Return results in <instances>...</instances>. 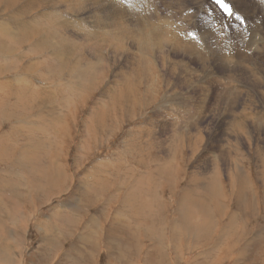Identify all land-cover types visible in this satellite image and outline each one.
I'll list each match as a JSON object with an SVG mask.
<instances>
[{
  "label": "rangeland",
  "instance_id": "1",
  "mask_svg": "<svg viewBox=\"0 0 264 264\" xmlns=\"http://www.w3.org/2000/svg\"><path fill=\"white\" fill-rule=\"evenodd\" d=\"M11 1L0 0V22H24L36 34L33 41H42L34 26L42 12L37 1ZM237 1L233 38L241 17L252 23L254 2L263 21L262 1ZM76 3L60 7L66 19L104 21L106 73L69 123L47 122L40 110L18 120L23 113L14 117L3 109L9 120L0 117V142L7 138L9 146L0 144V264H264V53L219 45L213 21L219 18L223 31L227 24L216 0H79L82 11ZM159 24L196 37L203 51L149 47L150 77L137 79L134 104L115 110L105 132L98 130L88 122L95 102L117 93L122 78L139 68L137 39L144 27ZM115 34L123 44L118 49L109 44ZM70 36L81 40L74 31ZM228 49L226 59L220 50ZM204 50L208 55L200 58ZM85 54V64L94 67L95 57ZM3 65L0 83L9 79L10 65ZM47 65L39 70L48 81L40 75L32 85L60 81ZM130 78L131 86L136 78ZM58 107L70 114L65 104ZM13 119H29L16 125L20 134Z\"/></svg>",
  "mask_w": 264,
  "mask_h": 264
},
{
  "label": "bare ground",
  "instance_id": "2",
  "mask_svg": "<svg viewBox=\"0 0 264 264\" xmlns=\"http://www.w3.org/2000/svg\"><path fill=\"white\" fill-rule=\"evenodd\" d=\"M9 1H11V0H9ZM35 1H37L36 6L42 9V12L39 14L40 16L38 17V15L36 14V11L33 12L34 8H31L32 14L35 13L37 15V17H35L37 19H36L34 26H35V30H38L37 36H39L42 41H35V40L33 41V39H35L34 36L36 34L34 33V31L33 32L30 31L29 34L32 36H29V34L27 33V30L24 29L25 27H23L24 22L21 23V22L13 21L9 24L0 22V48H1L0 49V55H2V56H0V63L4 64L5 66H7V64L10 65L9 69H7V71H9V74H8L9 79L0 83V87H1L0 96L2 95L3 91H4V95L6 96V98H4L3 100L0 101V108H2L0 110V117L2 119H5V118L8 119L9 118V117H6V115L4 113L3 109H5V108L9 109L12 116H14V117L17 113H23L24 114L23 116L22 115L18 116L19 117V118H17L18 120L24 118L25 116L30 115L31 113L29 112V110L32 112H34L35 110H40L42 112V118L44 120H46L47 122H50V120H52L53 123H56V124L69 123L70 119L73 120V119L77 118V115H79V113L81 112V108L85 107L87 105V102L90 101V99L94 93V90H95V84L97 82H100V83L103 82L101 78H100L101 79L100 81H98V80H99V77L103 76V73H106L104 71L105 66L103 68V64L106 60L105 54H103V52L105 53V51L103 49L105 47L107 48V46H106V37L107 36L104 34L105 32H103L104 30L102 29V27L105 24H104L103 19H101L98 16L96 17L94 15L93 16L89 15L90 17L82 18V20L77 19L75 21L74 20L70 21L69 19H66L65 18L66 15L63 14V12L60 10V7L61 6H67V8H69V6L72 5L73 3H76V1H77L76 4L80 7L81 4L78 3L79 0H35ZM259 1L263 2V7H264V0H259ZM2 2H3V0H2ZM2 2H0V3H2ZM224 2L226 4H228V6L230 8H232L234 15L229 17L226 12L224 13V22L226 20V24H227L226 26L224 24V31H223V28L221 29L220 19L215 17V19L213 21L214 27H213L211 32H213V35L218 33V31H219V34L221 33L220 39L218 41L219 45L223 46L224 48H228V47L231 48V42H233V46L235 48L250 47L252 49L254 48V49H257L258 51L264 53V11H263V21L261 22L260 20H258L256 18L257 16H255V13L260 11V9L258 8L259 7L258 3L254 2V4H253L254 9L251 13L252 23L248 20L247 17H245V16L241 17L239 24H238V27H237L238 33L233 38V37H231L232 32L229 30V27H230L229 24L231 21L234 22V19L240 17V15L238 13V11H239L238 1L236 0L237 3H233L231 0H224ZM46 4L48 6H49V4H52V9H49V7H47V9L45 7H43ZM3 5H4V3H3ZM22 5H24V4H22ZM12 6L13 5H11V7ZM26 6H25V8H26ZM56 6H57L58 10H56ZM1 7H2V5H1ZM79 7H77L78 10L82 11L83 9H81V7H83V6H81L80 8ZM7 8H9V7H7ZM14 8H16V7H14ZM18 8L20 9V7H18ZM3 9H5V7ZM74 9H76V8H74ZM17 12H18V10H17ZM95 15H97V14H95ZM247 16H250V12L247 14ZM33 18H34V16H33ZM72 18H74V17H72ZM5 19H7V18H5ZM74 19H76V18H74ZM87 19H89L90 22H92V23H89V21H87ZM12 20H13V18H12ZM14 20H16V19H14ZM7 21H8V19H7ZM68 28H69L70 32L74 31V33L76 35H78L79 39H81V40L79 41V40H77V38L72 39L70 36V32L67 31ZM42 29L49 30V32H50L49 35H47V33H45L44 30L41 31ZM63 30H64V32H63ZM99 31L101 33H99ZM111 31H112V29H111ZM106 32H108V31H106ZM112 32H111V34H112ZM116 32H117V30H116ZM50 35L52 37H50ZM140 36H141V38L139 40L137 39L138 46L140 47V48H138V50L141 49L139 52V55L141 58H140L139 62L137 61L139 68L135 69L133 71V73L130 71V75L128 78H125V77L122 78L123 81L121 82V85L118 87V89L116 90L114 88L115 91H117V93H112V92L109 93L108 92V94H107L108 96H105V94H104L102 96V99H99L98 101L95 102L94 109L93 110L90 109V110H92L91 111L92 114H91L90 118L88 117V122L96 124L98 130H102L105 132V128H102V127H104L103 124L105 121H107V123H108L112 113L115 112V110L123 109L125 107V105L127 106L128 103H130V101L133 102V104H134L133 98L135 97L134 96L135 92H137L139 83L141 82L139 80V83H137V79L141 78L142 74H148V76L150 77L151 71L149 69L152 66L149 68V63L151 65L152 62L147 57V55L149 54V50H148L149 47L153 48L154 46L159 45V47L162 48V46H165V44H168L171 46L172 45L173 46L178 45V47L182 48V50L190 52V53L193 52L192 51L193 48H194V50L197 49L199 53L203 51V47H202L201 43L199 42V40L195 36H193L195 38H191L192 36L183 35L180 32L174 33L173 31L168 29L167 25H163V24L162 25L159 24V25H155V26H149L148 25V26L144 27ZM224 36L226 37L227 40H229V42H230L229 45L226 43ZM118 37H119V35L115 34L114 40L109 43L110 46L112 45V48L114 47L115 49H118L123 45L118 40ZM152 38H153V40H152ZM179 38H182L185 41V43L178 40ZM155 39H157L156 42L154 41ZM31 44H33V45L28 46L29 48H26L27 49L26 52H24L23 50H22L23 51L22 53L18 52L19 48H21V47L23 48V47H26L27 45H31ZM120 44H121V46H120ZM24 45H26V46H24ZM4 47H6V49H4ZM136 47H137V45H136ZM175 47H177V46H175ZM48 48H50V49H48ZM160 48H158V49H160ZM87 51H89V53L92 55L91 57L94 56L96 59V64L94 67H91V65L87 66L85 64V61L87 60V56L85 57V55H86L85 53ZM20 52H21V50H20ZM220 53L224 54V57L226 59L231 58L232 52L229 51V49L227 50V52L224 50H220ZM207 55H208L207 51L204 50V52L201 53V55H199V56H200V58H202V57L206 58ZM36 56H38V57H36ZM210 56L211 55H209V57ZM214 56H217V51H214L212 53V57H214ZM149 58H150V56H149ZM4 59L10 60V61H8L6 64L3 61ZM2 64H0V65H2ZM43 64L45 65L44 67H46L47 64H48L47 66H50L51 70L49 72L51 73V75L53 73H54L53 75H55V74L57 75L58 79L60 80L58 82L55 79H53L54 76L52 77L54 82L57 83L56 85L52 84L51 82H48V85H46V84L38 85L37 84V87L31 84V81H30L31 78L32 79H38V78H40V75L43 76V78L45 79L46 82L48 81V78H46V76H47L46 73H41L39 70ZM143 64H146V65L143 66ZM225 67H226V65H225ZM42 68H43V66H42ZM18 70H20V71H18ZM228 70H229V68H228ZM45 71H46V69H45ZM66 71L68 72V74L66 73L67 75H65ZM18 72H20V74H18ZM100 74H102V75H100ZM66 76H68L70 78V80L67 79V80H69L68 83H66V82L63 83V79ZM132 76H135L136 83L132 84L130 86L131 81H133L132 78H130ZM43 78L41 77L42 80H43ZM0 79H2V78H0ZM152 79H153V77H152ZM84 80H89V81L83 82ZM79 82H81V83L78 84ZM58 84H60V85L62 84L63 87L59 86ZM97 85L99 86V84H97ZM14 86H15V88H14ZM111 89H113V88H111ZM111 91H113V90H111ZM67 96H70V98L68 100H66ZM37 97H39V100L37 99ZM107 97H108V100L106 99ZM12 98H14L13 101H15V103L11 102L12 105L10 103L9 104L5 103L8 100L10 101ZM57 99H60V100H57ZM119 100H123V101L118 102ZM64 104H65V106H68L69 109L67 107L66 108L68 110H70V114L67 116H66V114L59 113L60 111L57 110L58 106L64 105ZM60 108L61 107H58V109H60ZM127 110H128V108H127ZM74 116H75V118H74ZM32 117H34V116H32ZM38 118L43 120L40 117V115L38 116ZM26 121H29V119ZM26 121H23L21 123H25ZM15 122H17V123H15ZM19 122L20 121H15L14 119L12 120V124H14L13 127L16 130H17L16 125L21 124ZM260 122H263V121L260 120ZM50 123H52V122H50ZM84 123H85V121H84ZM105 126H106V124H105ZM14 132H16V131H14ZM17 133L20 134V132L18 130H17ZM10 142H12V141H10ZM13 143H14V139H13ZM0 144H1L2 149L7 150L8 146H9V140L6 138V140H3V142L1 141ZM38 144H40V142H37V145ZM43 146H45V145H43ZM174 146L175 145H173V148H175ZM10 148L13 149L15 147L10 146ZM19 148L22 151L21 146H19ZM169 148H171V147H169ZM173 148H171V150ZM27 150L28 149H26V151ZM35 152H36V149H35ZM23 154L24 153L22 152L21 155H23ZM30 157L33 159L34 155L30 154ZM37 157L39 158V156H37ZM44 157H46V154H44ZM173 157H175V156H173ZM25 162H27V161H25ZM39 164H38V166H40V168H41L43 166V163L40 165ZM30 166H31L30 168H33L32 165H30ZM218 179L220 180V178H218ZM70 207L74 208V206H70ZM68 209L70 210L69 206H68Z\"/></svg>",
  "mask_w": 264,
  "mask_h": 264
},
{
  "label": "snow or ice",
  "instance_id": "3",
  "mask_svg": "<svg viewBox=\"0 0 264 264\" xmlns=\"http://www.w3.org/2000/svg\"><path fill=\"white\" fill-rule=\"evenodd\" d=\"M216 3L220 5V7L228 14L229 17L233 16V10L224 2V0H216Z\"/></svg>",
  "mask_w": 264,
  "mask_h": 264
}]
</instances>
